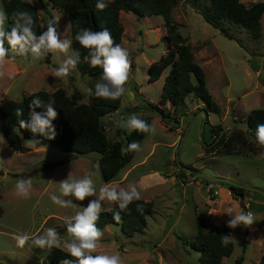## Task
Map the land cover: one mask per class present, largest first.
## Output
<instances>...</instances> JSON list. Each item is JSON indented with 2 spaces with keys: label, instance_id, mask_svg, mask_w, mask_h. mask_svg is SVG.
Listing matches in <instances>:
<instances>
[{
  "label": "rangeland",
  "instance_id": "obj_1",
  "mask_svg": "<svg viewBox=\"0 0 264 264\" xmlns=\"http://www.w3.org/2000/svg\"><path fill=\"white\" fill-rule=\"evenodd\" d=\"M26 1H31L35 6L42 32L46 30L49 19L57 18L60 38L71 40L65 11L55 8L47 0ZM240 1L249 6L264 0ZM0 10H3L1 0ZM171 16L179 32L186 38L194 61L203 70L206 88L219 107V114L208 111L205 122L206 119L199 114L204 102L193 94H189L184 104L178 107L169 102L164 106L158 104L168 68L158 80L150 82L148 66L167 51L163 18L159 15L136 17L130 12H120L123 25L120 46L128 51L131 62L126 85L131 97L125 101L123 95L120 106L101 116L100 124L110 141H125V135L129 132L119 127V121L132 114H138L139 118L149 115V125L155 131L146 133L140 150L135 151L131 161L117 172L112 181L105 182L101 176L98 154L74 156L46 140H36L39 143L33 144L25 142L32 139L22 137L21 143L28 151L17 152L6 143L0 129V264H43L49 250L33 246L31 238L43 234L46 228L54 227L58 231L65 218L79 210L61 208L50 199L53 194L60 195L59 181L67 178L69 173L73 180L93 174L97 195L99 188L106 183H115L124 188L135 184L141 199L152 202V212L147 216V224L142 232L129 237L115 224L101 229L103 236L99 251L109 254L119 252L123 264H196L199 254L190 247L189 241L195 235L198 218L204 220L205 229L227 228L228 234L235 239L231 253L223 257L220 264H234L239 256L243 257L241 264L258 262L264 246V213L254 212L257 204L254 200L262 201L264 195L249 191L244 198H233L224 191L228 188L221 182L190 179L191 174L182 172L178 164L189 167L192 174L199 172L206 176H221L264 191V153L219 155L216 151H204L200 139L206 144L211 142L210 125L220 123L224 128L233 120L246 121L251 109H264V86L261 84L264 78V13L261 16V37L256 40L251 39L248 32L239 26L229 28L235 39L225 37L203 19L190 0H177ZM64 59V54H49L39 60L31 56L13 58L10 52L0 69L4 73L0 76V101H20L38 90L52 92L62 88L68 96L76 94L78 102L86 103L88 89L95 85L98 78L81 76L77 67L67 77L56 78L53 69ZM191 80L196 82L194 76ZM147 101L164 107L171 115V122L165 125L157 113L145 111ZM134 106L139 109L130 111ZM174 119L178 123H174ZM170 125L172 130L169 129ZM176 126L181 129L176 130ZM245 128L235 126L231 129L244 132ZM28 178L32 179L30 194L27 198H21L16 195V182ZM74 202L81 206L87 204V200ZM249 202L253 203L252 209L248 208ZM112 204L103 202V209H110ZM229 207L237 211H251L255 217L254 223L247 228L240 226L229 229L226 226L229 217L225 214ZM24 233L30 236V240L20 248L14 237ZM60 236L67 237V231ZM260 245H263L262 248Z\"/></svg>",
  "mask_w": 264,
  "mask_h": 264
},
{
  "label": "trees",
  "instance_id": "obj_2",
  "mask_svg": "<svg viewBox=\"0 0 264 264\" xmlns=\"http://www.w3.org/2000/svg\"><path fill=\"white\" fill-rule=\"evenodd\" d=\"M47 1L55 8L67 13L72 49L81 53V60L77 65V69L81 76L91 78H99L102 68L99 66L90 67L84 61L83 58L87 55V51L81 48L75 40V35L81 29L87 28L92 31H101L106 28L110 31L114 43L120 45L123 34V25L119 18L120 12H130L136 17L161 16L165 26L164 39L167 41V51L148 66V81L150 82L159 79L163 71L168 68L162 83L158 104L164 106L169 102L173 106L178 107L184 104V99L189 94H193L204 102L203 108L207 112L213 111L219 114L220 109L206 88L203 70L194 61L192 51L186 43V38L179 32L176 23L172 19V9L176 6L177 0H111L108 7L103 11L97 10L96 0ZM1 3L4 12L9 16V20L5 25L6 30L12 23L10 17L14 11H28L35 21L33 30L37 35L42 32L37 10L31 2L26 0H1ZM190 4L205 21L218 29L225 37L235 39L229 32V28L234 26L244 28L251 39L256 40L261 37V16L264 13V1L255 2L249 6L240 0H190ZM236 40L239 42L238 39ZM8 47L7 42H5V48ZM192 76L196 80L195 83L191 80ZM261 84L264 86V78L261 79ZM94 86L91 88L93 93L88 92L86 103L78 102L79 97L76 94L68 96L62 88L52 92L38 90L23 97L20 101L12 99L1 100L0 129L6 143L17 152L28 151V148L21 143L22 137L32 140H46L51 145L74 156L96 153L99 156L98 163L102 179L105 182L111 181L117 172L131 161L135 153L134 151L122 154L121 149L126 148L132 142L140 144L146 133L132 131L125 135L124 142L122 140L110 141L106 136L105 130L101 127L100 118L115 111L120 106L123 95L116 100L99 99L94 95ZM36 97H39L45 103L50 99L55 101L54 107L59 115L53 122L56 129L54 139L49 140L39 135L33 136L27 129L19 128L15 109H23V117L21 118L27 119L28 104ZM158 104L147 101L144 110L157 113L163 123L168 125L171 122V115L164 107H160ZM137 109L139 107L134 106L130 111ZM36 111L40 112L42 110L37 109ZM140 118L150 124L149 115H142ZM246 121L249 129L245 128L244 132L231 129L223 133L213 146L203 148L204 151H216L219 155L232 153L256 155L264 153V147H261L255 139L250 137V134L255 137L254 133L257 124H264V109H251ZM173 122L178 123L175 119ZM205 122H207V118ZM169 129L172 130L173 127L170 125ZM222 129L223 127L220 123L210 125L209 137L212 139L211 142L215 140ZM117 132L119 133L120 130L117 129ZM222 184L228 188L233 198H244L245 193L249 192L241 187ZM137 205L141 206V211H137ZM252 205L253 203L249 202L248 208ZM152 208V202L142 199L130 204L127 211H120L116 204L113 203L110 209L101 212L97 227L103 229L107 225L115 224L122 233L132 237L145 229L147 216L152 212ZM117 211H120L121 216L119 222L113 219V214ZM57 229L59 234L66 232V224L64 223L62 227ZM195 229V235L189 241V244L199 254L196 264H220L222 258L231 253L233 242L227 246L221 243L222 235L228 234L227 228L213 231L207 230L205 229L204 220L198 218L195 222ZM245 231V234H247V229ZM244 242H246L245 238ZM244 247L245 244H243V249H245ZM63 259H70V257L66 255L65 251L52 248L44 256L43 264H59ZM242 260L243 257L239 256L235 259L234 264H241ZM256 264H264V246Z\"/></svg>",
  "mask_w": 264,
  "mask_h": 264
},
{
  "label": "clouds",
  "instance_id": "obj_3",
  "mask_svg": "<svg viewBox=\"0 0 264 264\" xmlns=\"http://www.w3.org/2000/svg\"><path fill=\"white\" fill-rule=\"evenodd\" d=\"M111 0H96L97 10L103 11L108 7ZM12 23L5 29V23L9 16L3 10H0V69H2L5 59L12 53L15 56L28 57L34 60L43 59L49 54H64V59L58 67L53 69L56 78H65L70 71L75 69L81 60V53L78 50H72V40L61 39L57 31V18L47 21L46 30L39 35L33 30L35 23L33 16L28 11H14L10 17ZM75 40L80 47L87 51L84 61L90 67H101L102 73L94 86V95L96 98L105 100H116L124 95L131 62L129 53L120 45L115 44L112 35L108 29L101 31H92L91 29H81L76 35ZM5 42L8 48H5ZM0 71V76H3ZM93 93V89H88ZM55 101L50 99L47 103L39 97L32 99L28 104V118L23 119V109H15L19 128L27 129L33 136H43L49 140L54 139L56 129L53 122L58 118L59 113L54 107ZM37 109L42 111L37 112ZM119 127L128 132H154L155 129L145 120L139 118L138 114H132L127 119L119 121ZM255 141L264 147V124H257L254 133ZM2 138V137H0ZM26 143H39L36 140L25 141ZM140 150L138 142H132L126 148H122V154ZM32 179H18L15 185L16 195L21 198H27L30 194ZM60 195L53 194L50 199L61 208L79 209L75 215L65 218L66 231L68 236L62 238L54 227L46 228L43 234L31 238L32 245L40 249L52 248L65 251L70 259H63L59 264H123L122 256L119 252L107 253L99 251V242L103 236L101 229L97 227L100 214L104 210L103 202L114 203L120 211H127L129 205L134 201L141 199V194L135 184L127 188L120 187L115 183H106L97 188L93 179V174L85 175L80 179H71L69 173L67 178L59 181ZM63 197H72L64 199ZM90 197H96L89 199ZM87 204L81 206L74 201ZM141 206L137 205V211H141ZM120 211L113 214L116 222L121 220ZM229 220L226 226L229 229H236L244 226L250 227L254 223V214L244 211H237L234 207L226 209L225 213ZM17 246L23 248L30 240L27 233L18 234L14 237ZM231 234L222 235L221 243L227 246L234 242Z\"/></svg>",
  "mask_w": 264,
  "mask_h": 264
},
{
  "label": "water",
  "instance_id": "obj_4",
  "mask_svg": "<svg viewBox=\"0 0 264 264\" xmlns=\"http://www.w3.org/2000/svg\"><path fill=\"white\" fill-rule=\"evenodd\" d=\"M126 88L128 89V91L124 94L125 97H126L125 101L127 100V98L131 97L130 94L128 93L129 92V86H126ZM199 114H202L203 118L206 119L207 111L204 108L202 110H200ZM235 126H244V127L249 129L247 121H236V120H233L219 132V135L215 138V140L213 142H211L209 144H206L202 140V138L200 137L203 148L213 146L220 139V137L222 136L223 133L227 132L229 129H231V128L235 127ZM250 137L252 139H255V137H253V135H251V134H250ZM176 161L178 163L177 159H176ZM178 166L186 174H191L189 176L190 179L201 178V179L206 180L207 182H221V183H224V184H229V185H233V186H236V187H241V188H244L245 190L257 192V193H259L261 195H264V191H261L258 188L251 187V186H245V185H242V184H237V183L232 182L231 180H229L227 178H224V177H221V176H206V175H204L202 173H199V172H195L194 174H192V170L189 167H187V166L182 167L180 164H178Z\"/></svg>",
  "mask_w": 264,
  "mask_h": 264
},
{
  "label": "crops",
  "instance_id": "obj_5",
  "mask_svg": "<svg viewBox=\"0 0 264 264\" xmlns=\"http://www.w3.org/2000/svg\"><path fill=\"white\" fill-rule=\"evenodd\" d=\"M29 2H31V1H29ZM160 78V77H159ZM158 80V79H157ZM164 80V79H163ZM181 128L178 126L177 128H176V130H180ZM171 161H174V160H172V158H171ZM113 180V179H112ZM111 180V181H112ZM110 182V181H109ZM224 191H226V192H228L227 194L228 195H231L230 194V192L227 190V189H225ZM225 192V193H226ZM232 197V196H231ZM248 199H250V198H248ZM251 200V199H250ZM254 203H257V204H255V206H254V212H256L257 214H260V213H264V200H262V201H257V200H254ZM253 206V205H252ZM251 206V207H252ZM250 207V208H251ZM252 209V208H251ZM264 235V234H263ZM263 241H264V237H263ZM262 246L263 245H260V247L262 248Z\"/></svg>",
  "mask_w": 264,
  "mask_h": 264
},
{
  "label": "flooded vegetation",
  "instance_id": "obj_6",
  "mask_svg": "<svg viewBox=\"0 0 264 264\" xmlns=\"http://www.w3.org/2000/svg\"><path fill=\"white\" fill-rule=\"evenodd\" d=\"M182 170V169H181ZM183 171V170H182Z\"/></svg>",
  "mask_w": 264,
  "mask_h": 264
}]
</instances>
